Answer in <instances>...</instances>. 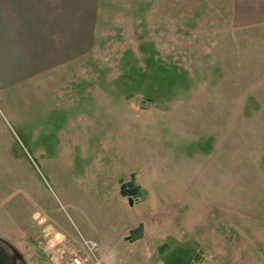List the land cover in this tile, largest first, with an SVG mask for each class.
Returning <instances> with one entry per match:
<instances>
[{
    "label": "rangeland",
    "instance_id": "obj_1",
    "mask_svg": "<svg viewBox=\"0 0 264 264\" xmlns=\"http://www.w3.org/2000/svg\"><path fill=\"white\" fill-rule=\"evenodd\" d=\"M232 6L0 0V248L56 264L91 238L104 264H264V203L243 204L252 180L235 200L213 150L261 90L233 88L264 25ZM131 174L147 193L129 203Z\"/></svg>",
    "mask_w": 264,
    "mask_h": 264
},
{
    "label": "crops",
    "instance_id": "obj_2",
    "mask_svg": "<svg viewBox=\"0 0 264 264\" xmlns=\"http://www.w3.org/2000/svg\"><path fill=\"white\" fill-rule=\"evenodd\" d=\"M232 12L235 23H239L243 28L264 25V0H233ZM253 56L259 58L258 66L244 68L241 83L233 87L261 89L253 92L257 95L256 100L249 97L251 100L248 106L253 111L250 114L243 112V103L234 110L232 116L227 115L225 127L215 136L216 146L213 150L215 154L220 152V155L225 157L223 160L226 162V181L227 184L232 183L235 200L240 196L246 199L244 194L252 190L247 188L252 180L255 184L254 192L252 191L254 199L248 197L243 204L252 205L260 212L257 207L262 206L261 202L264 203V52ZM226 88L233 89L229 85ZM63 225L67 230L73 231L65 222ZM112 234L104 238L108 239Z\"/></svg>",
    "mask_w": 264,
    "mask_h": 264
},
{
    "label": "built area",
    "instance_id": "obj_3",
    "mask_svg": "<svg viewBox=\"0 0 264 264\" xmlns=\"http://www.w3.org/2000/svg\"><path fill=\"white\" fill-rule=\"evenodd\" d=\"M97 247L95 240L82 238L81 248L76 252L69 253L66 259L57 260L56 264H104L102 259L96 254ZM62 254L60 255L61 257Z\"/></svg>",
    "mask_w": 264,
    "mask_h": 264
},
{
    "label": "water",
    "instance_id": "obj_4",
    "mask_svg": "<svg viewBox=\"0 0 264 264\" xmlns=\"http://www.w3.org/2000/svg\"><path fill=\"white\" fill-rule=\"evenodd\" d=\"M134 100H135L136 103L139 102V97H135ZM139 103L142 104V105H147L143 101L142 102H139ZM125 185L127 186V189L126 190H123L121 193H122V195H128V197H129V199H128L129 203L132 202L131 196H134V195H137V194L140 195V199L141 200L145 199L147 190L144 187L138 188L134 184V175H132V174L130 175V179L125 182ZM142 235H143V224L142 223H139L136 227L131 228L129 230V238L132 241L141 238ZM164 246H165V243H162L161 245L158 246V249H161Z\"/></svg>",
    "mask_w": 264,
    "mask_h": 264
},
{
    "label": "flooded vegetation",
    "instance_id": "obj_5",
    "mask_svg": "<svg viewBox=\"0 0 264 264\" xmlns=\"http://www.w3.org/2000/svg\"><path fill=\"white\" fill-rule=\"evenodd\" d=\"M0 264H22L19 256L9 252V249L0 248Z\"/></svg>",
    "mask_w": 264,
    "mask_h": 264
}]
</instances>
